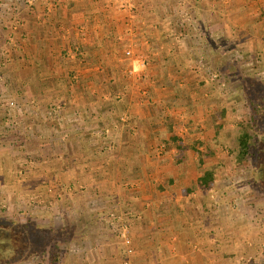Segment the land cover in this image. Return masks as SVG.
Segmentation results:
<instances>
[{
  "label": "crops",
  "instance_id": "1",
  "mask_svg": "<svg viewBox=\"0 0 264 264\" xmlns=\"http://www.w3.org/2000/svg\"><path fill=\"white\" fill-rule=\"evenodd\" d=\"M28 1L34 19L17 24L26 86L61 107L58 122L83 147L65 170L67 198L52 183L51 203L53 217L82 218L84 263H228L261 215L226 192L232 156L215 138L224 119L213 77L236 54L249 69L260 58L264 72V0H3L0 9L22 14ZM114 213L130 227L131 254Z\"/></svg>",
  "mask_w": 264,
  "mask_h": 264
},
{
  "label": "rangeland",
  "instance_id": "2",
  "mask_svg": "<svg viewBox=\"0 0 264 264\" xmlns=\"http://www.w3.org/2000/svg\"><path fill=\"white\" fill-rule=\"evenodd\" d=\"M34 6L28 1L21 7L22 14H18V7L10 13L0 9V264H87L84 259L90 240L78 230L82 229V218L75 220L74 226L66 213L53 217L55 209L51 203L55 195L52 183H58L63 188V199L67 198L65 170L74 151H82V143L69 141L67 122L63 119L64 124L60 125L55 116L64 111L43 104L41 96L29 92L31 88L23 76L29 72L30 64L22 59L19 39L27 36L24 26L20 30L17 24L34 19L32 13L25 14ZM4 21L14 24L4 25ZM236 55L237 58L231 56L227 70L221 69L213 77L219 86L223 107L219 110L224 119V126L217 127L214 133L220 148L232 156L225 160L226 175L222 176V180L231 181L226 191L229 199L238 198L261 217L258 230L243 231L244 237L248 231L251 233L250 240H242L243 247L233 241L235 252L226 264H264V172H259L260 166L264 169V72L260 58L251 57L249 69L247 63L237 61L243 55ZM244 131L251 134V149L246 156L239 153ZM44 151L54 154L44 156ZM41 185L48 186L46 194L42 195ZM242 219L241 216V221H236L247 225ZM90 258L93 264L94 257Z\"/></svg>",
  "mask_w": 264,
  "mask_h": 264
},
{
  "label": "built area",
  "instance_id": "3",
  "mask_svg": "<svg viewBox=\"0 0 264 264\" xmlns=\"http://www.w3.org/2000/svg\"><path fill=\"white\" fill-rule=\"evenodd\" d=\"M55 1H57V0H50V2L52 4ZM130 1H132V0H130ZM123 8H125V6ZM127 53L130 54L131 51L127 50ZM112 216L117 219V220H115V224L113 225V227L116 228V230L118 231L119 237L124 241V243L127 246L128 253L131 254L133 251V247H132L133 245H132V237L130 235V227H129L128 223L126 221H124L120 216H117L115 213L112 214Z\"/></svg>",
  "mask_w": 264,
  "mask_h": 264
},
{
  "label": "trees",
  "instance_id": "4",
  "mask_svg": "<svg viewBox=\"0 0 264 264\" xmlns=\"http://www.w3.org/2000/svg\"><path fill=\"white\" fill-rule=\"evenodd\" d=\"M251 149V134L248 131H244L240 135L239 153L246 156ZM206 178V179H205ZM205 178L202 179L204 183H209L212 180V174L207 173Z\"/></svg>",
  "mask_w": 264,
  "mask_h": 264
},
{
  "label": "flooded vegetation",
  "instance_id": "5",
  "mask_svg": "<svg viewBox=\"0 0 264 264\" xmlns=\"http://www.w3.org/2000/svg\"><path fill=\"white\" fill-rule=\"evenodd\" d=\"M263 166H264V160H263ZM261 171H263L264 172V169L260 166V168H259V172H261ZM4 249H7L6 247H4Z\"/></svg>",
  "mask_w": 264,
  "mask_h": 264
}]
</instances>
